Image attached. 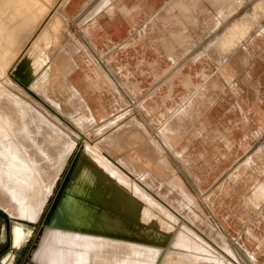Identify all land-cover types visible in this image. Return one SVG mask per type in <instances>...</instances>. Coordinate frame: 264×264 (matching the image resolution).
I'll return each instance as SVG.
<instances>
[{
    "label": "crops",
    "instance_id": "0c3cea01",
    "mask_svg": "<svg viewBox=\"0 0 264 264\" xmlns=\"http://www.w3.org/2000/svg\"><path fill=\"white\" fill-rule=\"evenodd\" d=\"M53 18L17 80L68 121L116 119L130 176L206 195L216 264H264V0H63Z\"/></svg>",
    "mask_w": 264,
    "mask_h": 264
},
{
    "label": "rangeland",
    "instance_id": "374dc122",
    "mask_svg": "<svg viewBox=\"0 0 264 264\" xmlns=\"http://www.w3.org/2000/svg\"><path fill=\"white\" fill-rule=\"evenodd\" d=\"M61 1L63 0L33 1L35 15L32 20L29 21L26 14L23 19H19L24 25L17 39L21 48L19 57L11 64H6L4 70L0 64V87L27 104L35 115H38V125L62 132L63 136L60 152L55 159L56 174L51 182L53 188L40 208L38 218L20 216L8 206L0 194V264H44L43 255L46 248H65V245L55 242L64 236L63 232L84 234L98 243L97 246L75 248L90 256L94 264H118V261L160 264L170 254L178 253H189V256L195 255L196 258L202 256V259L211 260L216 264L219 260L214 256L208 239L220 240V237L211 221L210 201L206 195L191 193L185 185L180 187L174 183L173 177L130 176L137 173L133 162L116 163V119L103 124L104 126L89 118L83 123L80 119L68 121L64 114H56L54 108L50 110L48 98L32 96L17 80L23 78L25 62L32 72L46 63L45 49L52 36L46 38V27L42 28V25L57 22L56 27L60 29L58 18L49 22L47 19L56 11ZM54 31L55 29L52 34ZM44 39L49 42L46 40V43ZM71 100L69 99L70 103ZM28 106L26 107L29 108ZM84 144L90 147L92 152L86 151L82 155ZM99 158L106 165L100 167L93 163L96 160L101 161ZM83 166L89 167L88 170L83 169ZM88 173L96 174V177L110 184L116 194L124 196L131 203L128 204L129 208L121 206L122 204L117 205L118 201L114 203L111 199L101 201L102 199L83 196L82 186ZM70 201L72 206L69 205ZM144 212L150 216L149 221L139 218ZM72 223H77L79 227L70 226ZM16 227L23 230V241L19 247L11 243V233L14 239ZM95 228L115 233L126 232L129 236L102 234ZM49 230L52 232L42 242L43 236ZM188 230L190 236L203 240L206 250L197 248L193 241L189 242V246H172L171 241L175 233ZM59 231L61 233H57Z\"/></svg>",
    "mask_w": 264,
    "mask_h": 264
},
{
    "label": "bare ground",
    "instance_id": "6f19581e",
    "mask_svg": "<svg viewBox=\"0 0 264 264\" xmlns=\"http://www.w3.org/2000/svg\"><path fill=\"white\" fill-rule=\"evenodd\" d=\"M33 1L0 0V64L2 70L5 69L6 64H11V62L17 60L19 53H21L17 39L24 25L19 19H23L26 14L29 21L32 20L35 15ZM32 9L33 12L31 13ZM56 26H58L57 22L46 26V38L52 36L54 29V34L57 33L58 27ZM44 40L49 42L48 39ZM26 106L28 105L20 102L0 87V194L4 197L8 206L17 214L33 219L39 214L40 208L52 191L53 185L51 187V182L56 174L54 170L55 159L60 152L63 136L62 132L38 125L36 122L38 115L36 114V116L30 107L27 108ZM45 125L47 124L45 123ZM89 148L84 144L81 154L84 155L86 151L92 152ZM93 163L100 167H103V164L106 165L102 160H96ZM88 168L83 166V169L88 170ZM95 175L92 173L86 175L87 178L81 191L83 196H90L96 200L102 199L101 201L111 199L114 203L118 201L117 205L122 204L121 206L129 208L128 204L131 203L124 196L116 194V190L111 188L110 184ZM69 205H73L72 201ZM134 209L137 208L134 207ZM139 218L149 221L150 216L144 212ZM120 224L123 225V223ZM70 226L79 227L77 223H72ZM95 230L102 234L128 235L126 232L115 233L107 229L95 228ZM189 231L176 232L171 241L172 246H189V242L193 241L197 244V248L206 250L205 243H202L203 240H197L190 236ZM51 232L52 230H49L45 233L42 242ZM22 233L23 230L20 227L15 228L14 239L11 233V243L13 242L15 247L22 244ZM57 233H61V231ZM63 235V237L54 240L65 245V248L60 246L46 248L43 255L44 264H94L90 256L75 249L76 247L97 246L98 243L94 239H90L84 234L63 232ZM132 237L135 238L134 235ZM201 257L189 256V253L183 255L179 253L170 254L160 264H214L211 260L202 259ZM33 258L38 261L36 257ZM118 264L132 263L118 261Z\"/></svg>",
    "mask_w": 264,
    "mask_h": 264
}]
</instances>
